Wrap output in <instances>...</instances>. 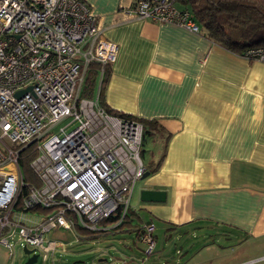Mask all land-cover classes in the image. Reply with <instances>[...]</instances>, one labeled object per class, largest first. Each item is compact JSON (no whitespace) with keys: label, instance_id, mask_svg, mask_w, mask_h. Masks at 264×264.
<instances>
[{"label":"crops","instance_id":"0c3cea01","mask_svg":"<svg viewBox=\"0 0 264 264\" xmlns=\"http://www.w3.org/2000/svg\"><path fill=\"white\" fill-rule=\"evenodd\" d=\"M84 1L118 47L107 106L157 122L141 150L145 171L169 137L160 169L146 171L133 190L128 214L137 219L119 231L135 240L116 239L114 229L94 232L123 246L111 259L99 249L92 264L264 262V255L239 261L247 242L264 250V63L202 33L130 19L134 0ZM143 191L164 192V201L144 202ZM149 223L156 250L144 260L138 236ZM78 229L88 235L76 227L78 239Z\"/></svg>","mask_w":264,"mask_h":264},{"label":"built area","instance_id":"2783aa9c","mask_svg":"<svg viewBox=\"0 0 264 264\" xmlns=\"http://www.w3.org/2000/svg\"><path fill=\"white\" fill-rule=\"evenodd\" d=\"M127 15L202 32L179 0H134ZM103 32L84 0H0V246L11 259L16 238L28 258L48 260L59 242L50 234L117 228L146 174L143 125L80 95L91 64L116 60L118 47ZM243 57L264 63V48ZM33 144L35 182H26L21 154ZM111 218L118 220L101 225ZM138 238L147 260L156 250L155 225H143Z\"/></svg>","mask_w":264,"mask_h":264},{"label":"trees","instance_id":"16d2710c","mask_svg":"<svg viewBox=\"0 0 264 264\" xmlns=\"http://www.w3.org/2000/svg\"><path fill=\"white\" fill-rule=\"evenodd\" d=\"M179 3L189 10L201 27V33L213 43L225 50L243 56L248 49L264 48V0H179ZM112 74V66L91 64L84 77L80 95L82 98L93 99L98 97L101 106L114 115L140 122L145 130V137L150 128L157 122L139 119L109 108L105 102V91ZM169 140V137H168ZM166 140L163 152L157 162L150 163L146 171L156 173L164 159ZM37 156L35 144L27 147L21 154L22 177L26 182H35L28 168L30 162ZM137 216L128 214L122 224L115 231H124ZM118 218H111L101 223L102 226L113 225Z\"/></svg>","mask_w":264,"mask_h":264},{"label":"rangeland","instance_id":"374dc122","mask_svg":"<svg viewBox=\"0 0 264 264\" xmlns=\"http://www.w3.org/2000/svg\"><path fill=\"white\" fill-rule=\"evenodd\" d=\"M69 121V119H66L59 123L58 126L53 129V133H57L59 129L68 124ZM79 232H81V234ZM74 233L75 232L72 231H62L61 233L54 234L53 237L52 234H50L51 238L59 240L57 251L54 255H50L48 260H44L43 255H40L35 264H92L94 259L96 260L97 258L96 252H98L99 249L106 251L107 258L111 259V257L116 255L118 252L117 250L122 249L123 246L121 242L115 243L112 240L104 241L105 237L112 236L110 233L102 235L88 231V235L86 236L82 234V230L78 229L79 236L82 237V239H78ZM116 235H119L116 239H120L123 242L135 240V235L132 233L119 232ZM13 246L16 247L17 251L15 257L12 259L9 257L8 250L0 246V264H26L28 256L23 252L22 248L20 249L18 238L13 242ZM170 246L172 245L170 244ZM243 251L245 252V256L239 260L241 262L264 255V250H259L251 246L250 242H247ZM258 264H264V262Z\"/></svg>","mask_w":264,"mask_h":264},{"label":"water","instance_id":"95a60500","mask_svg":"<svg viewBox=\"0 0 264 264\" xmlns=\"http://www.w3.org/2000/svg\"><path fill=\"white\" fill-rule=\"evenodd\" d=\"M23 92H19L17 96H20ZM148 176V173L145 174V177ZM165 194L164 192L159 191H143L142 192V201L144 202H163ZM26 255H30L31 252L27 249H24ZM38 255H32L26 261V264H35L37 262Z\"/></svg>","mask_w":264,"mask_h":264}]
</instances>
